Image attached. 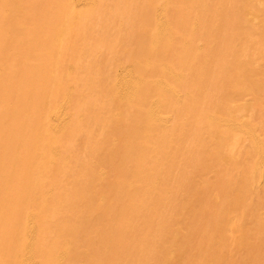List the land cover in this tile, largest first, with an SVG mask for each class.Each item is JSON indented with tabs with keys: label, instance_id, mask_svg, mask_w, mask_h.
Here are the masks:
<instances>
[{
	"label": "bare ground",
	"instance_id": "1",
	"mask_svg": "<svg viewBox=\"0 0 264 264\" xmlns=\"http://www.w3.org/2000/svg\"><path fill=\"white\" fill-rule=\"evenodd\" d=\"M0 264H264V0H0Z\"/></svg>",
	"mask_w": 264,
	"mask_h": 264
}]
</instances>
